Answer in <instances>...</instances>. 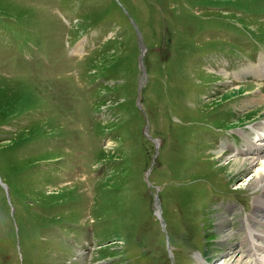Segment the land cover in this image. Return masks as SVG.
I'll return each instance as SVG.
<instances>
[{
	"label": "rangeland",
	"instance_id": "rangeland-1",
	"mask_svg": "<svg viewBox=\"0 0 264 264\" xmlns=\"http://www.w3.org/2000/svg\"><path fill=\"white\" fill-rule=\"evenodd\" d=\"M263 61L264 0H0V264H252L261 191L216 158Z\"/></svg>",
	"mask_w": 264,
	"mask_h": 264
},
{
	"label": "bare ground",
	"instance_id": "bare-ground-1",
	"mask_svg": "<svg viewBox=\"0 0 264 264\" xmlns=\"http://www.w3.org/2000/svg\"><path fill=\"white\" fill-rule=\"evenodd\" d=\"M255 67L259 68L257 69ZM245 71L246 72H244L243 75L253 73L252 75L260 78L264 76V63L254 65L251 68V73H249L248 70ZM238 78L240 77L238 76ZM253 131L254 133H252V135L255 136L254 138L243 135V140L245 139V145L243 146L244 149L231 150L233 155L236 154L233 156L236 160L240 155L243 160L226 162V158H215L220 164L222 163L223 166H232L228 169L230 171H228L229 175L235 176L242 170L252 171V177L249 185H251L254 190H260L261 195L255 197L254 212L247 217L246 221L244 220V236L239 247L243 249V252L247 254V257L255 258L254 264H264V122L253 126L252 132ZM156 207L158 208L156 215L160 217V206H158L157 203Z\"/></svg>",
	"mask_w": 264,
	"mask_h": 264
},
{
	"label": "water",
	"instance_id": "water-1",
	"mask_svg": "<svg viewBox=\"0 0 264 264\" xmlns=\"http://www.w3.org/2000/svg\"><path fill=\"white\" fill-rule=\"evenodd\" d=\"M140 35V34H139ZM140 40H141V45L143 46L144 44H143V41H142V36L140 35ZM142 50V55H141V63H140V65H141V68H142V70L144 71V73H145V68H144V63H143V59H144V56H145V52H146V50H145V48H144V46H143V48H141ZM141 90H142V87H141ZM148 137H150L149 135H148ZM155 203H157L158 204V206H160V200H159V197L158 196H156V202ZM160 208V207H159ZM160 219V218H159ZM162 220V219H161ZM163 221V220H162Z\"/></svg>",
	"mask_w": 264,
	"mask_h": 264
}]
</instances>
